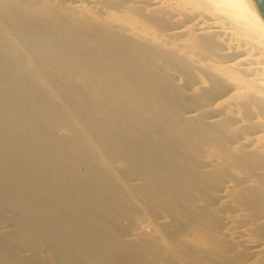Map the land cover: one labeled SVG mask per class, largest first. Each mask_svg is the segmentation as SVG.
Instances as JSON below:
<instances>
[{"label": "bare ground", "instance_id": "6f19581e", "mask_svg": "<svg viewBox=\"0 0 264 264\" xmlns=\"http://www.w3.org/2000/svg\"><path fill=\"white\" fill-rule=\"evenodd\" d=\"M0 264H264L252 0H0Z\"/></svg>", "mask_w": 264, "mask_h": 264}, {"label": "water", "instance_id": "95a60500", "mask_svg": "<svg viewBox=\"0 0 264 264\" xmlns=\"http://www.w3.org/2000/svg\"><path fill=\"white\" fill-rule=\"evenodd\" d=\"M252 2L264 18V0H252Z\"/></svg>", "mask_w": 264, "mask_h": 264}]
</instances>
